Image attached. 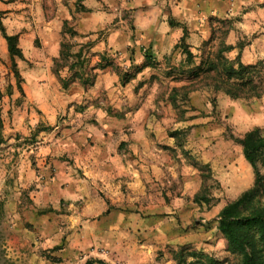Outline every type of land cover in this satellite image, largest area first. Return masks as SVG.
<instances>
[{
    "label": "crops",
    "instance_id": "1",
    "mask_svg": "<svg viewBox=\"0 0 264 264\" xmlns=\"http://www.w3.org/2000/svg\"><path fill=\"white\" fill-rule=\"evenodd\" d=\"M220 4V0H0V20L8 34H18L24 55L16 60L21 80L11 73L9 90L0 89V123L14 130L24 124L61 130V136L45 147L58 171L52 180H42L43 187L49 184L61 189V201L74 206L85 198L87 183L113 194L124 184L137 189L144 184L147 149L155 142L148 129L170 126L168 120H149L151 110L163 88L170 95L173 87L194 82L177 72L185 61L177 63L175 58L184 30H188L186 42L192 49V38L204 20L220 10ZM171 19L176 24H171ZM65 21L75 35L65 32ZM62 42L71 44L72 54L83 49V67L71 70L69 64L75 57L60 58ZM145 50L151 55L146 65ZM105 53L113 63L101 68ZM0 56L7 65L12 63L1 30ZM133 64L144 66L123 83V73ZM73 73L79 77L64 86L63 80ZM90 74H96L95 81L86 89L81 79ZM57 143L61 154L70 155L73 165L84 170V179L65 164L67 160L54 158L60 152L52 147ZM52 208L57 209V204ZM73 210L61 214L68 233L64 236L61 231V241L66 238L55 264H85L92 256L117 263L118 256L112 251L124 248L126 234L120 229L130 215L106 212L107 204L101 199L91 212ZM46 213L50 216L52 211ZM83 215L92 218L83 220ZM39 244L43 249L50 246L46 240ZM37 249L20 255H31L28 264H49ZM137 256L129 253L127 260Z\"/></svg>",
    "mask_w": 264,
    "mask_h": 264
},
{
    "label": "rangeland",
    "instance_id": "2",
    "mask_svg": "<svg viewBox=\"0 0 264 264\" xmlns=\"http://www.w3.org/2000/svg\"><path fill=\"white\" fill-rule=\"evenodd\" d=\"M220 3V10L205 19L198 35L192 38L191 51L197 55L194 65L200 63L201 55L216 53L222 40L227 45L240 43L244 45L242 62L258 65V79L264 86V0H220ZM211 37L214 38L211 43L203 47V42ZM181 52L182 49L175 56L177 63L187 59ZM238 54V48L225 52L232 60ZM194 65L184 61L177 72L189 78V69ZM11 73L17 77L12 63L7 65L0 56V89L4 92L9 90ZM212 83V78L203 74L180 89L175 104L163 88L149 120H168L170 126L148 129L155 142L147 149L144 184L139 189L124 184L113 194L87 183L85 198L74 206L61 201V189L49 184L45 189L41 183L43 179L52 180L58 171L50 159L53 155L47 154L45 147L61 136V130L26 124L14 130L0 123V202L3 203L0 264H28L31 255L24 257L20 253L31 254L41 240L50 246L35 251L49 264L59 262L56 253L66 238L61 241V231L64 236L68 233L61 214H72L74 207L91 212L97 208L99 199L106 202L107 210L112 213L130 215L128 223L120 229L122 235L126 234L122 239L124 248L112 251L119 261L112 263L99 258L108 264H178L175 252L181 246L187 262L196 260L197 253L202 252L220 264H240L241 256L227 249L226 238L217 228L218 214L254 184L253 167L233 137L243 136L255 127L263 128L264 135V94L232 98L224 91H216ZM175 130L180 132L174 134ZM58 143L61 145V140ZM58 143L52 145L60 150L54 158L67 160L65 164L73 166V171H79L84 179V170L73 165L70 155L61 154ZM261 171L264 174V158ZM204 191L211 201L195 202V195ZM52 202L57 204V209L52 208ZM48 210L52 211L50 216ZM129 253L138 256L127 260ZM199 261L206 263L207 259L203 257Z\"/></svg>",
    "mask_w": 264,
    "mask_h": 264
},
{
    "label": "trees",
    "instance_id": "3",
    "mask_svg": "<svg viewBox=\"0 0 264 264\" xmlns=\"http://www.w3.org/2000/svg\"><path fill=\"white\" fill-rule=\"evenodd\" d=\"M171 24H176L171 19ZM65 32L75 35L71 27L68 26L67 21L64 23ZM0 28L3 36L7 40L8 50L11 54L12 66L15 69V74L20 79V73L17 69V58H23V51L19 46L18 34H8L0 20ZM185 34L179 43L183 54L186 55L187 65H194L195 55L189 44L186 42L188 30H184ZM227 33V31L225 32ZM214 38L211 37L203 42V47L211 43ZM220 47L216 53H210L207 57L201 55L199 64L194 65L189 69V79L195 81L203 74L212 78V86L216 91H224L232 98L244 97H260L264 94V86L262 81L258 79V65L245 64L241 60V54L244 49L243 44L227 45L225 41H221ZM235 48L239 49L238 56L232 60L225 55V52L231 51ZM71 44L69 42L61 43L60 58L67 60L70 57H75V61L69 64V68L74 70L76 66H84L85 57H83V49L75 54L70 52ZM204 54V53H203ZM132 59V58H131ZM145 65L150 62L151 55L145 50ZM113 61L107 54L101 55L99 67L104 68L112 64ZM142 65H132L130 71H125L122 75V82L133 78L136 72L143 68ZM183 73V72H182ZM78 75L73 73L69 79L63 80L64 86L73 81ZM79 77V76H78ZM96 74H90L81 79L83 86L87 89L92 86L95 81ZM181 88L173 87L171 94V102L175 104L176 98L180 93ZM180 130H175L174 134L179 133ZM233 140L242 146L245 159L251 164L255 173L254 184L246 189L241 195L233 201L228 202L218 214V230L225 236L227 249L233 253L241 256L240 264H264V174L261 171V165L264 158V135L263 128L255 127L247 131L243 136L233 137ZM194 201L202 203L203 201L210 202L207 192L197 193ZM3 203L0 202V208ZM107 210L106 212H108ZM196 255L197 259L187 262L184 253V247L175 252L178 259V264H220L212 256L199 252ZM205 257L206 263L199 261L200 258ZM85 264H108L103 259L89 258Z\"/></svg>",
    "mask_w": 264,
    "mask_h": 264
}]
</instances>
